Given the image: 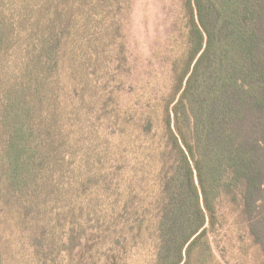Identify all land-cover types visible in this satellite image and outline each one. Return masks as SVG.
I'll use <instances>...</instances> for the list:
<instances>
[{
    "label": "trees",
    "instance_id": "1",
    "mask_svg": "<svg viewBox=\"0 0 264 264\" xmlns=\"http://www.w3.org/2000/svg\"><path fill=\"white\" fill-rule=\"evenodd\" d=\"M138 1L0 0V264L61 253L66 221L76 245L101 144L150 264H264V0H178L174 48L145 60ZM224 209L238 229L220 257Z\"/></svg>",
    "mask_w": 264,
    "mask_h": 264
},
{
    "label": "rangeland",
    "instance_id": "2",
    "mask_svg": "<svg viewBox=\"0 0 264 264\" xmlns=\"http://www.w3.org/2000/svg\"><path fill=\"white\" fill-rule=\"evenodd\" d=\"M178 0H139L133 15V24L136 38L134 45L136 50L142 56V60L147 59L152 47L161 49L171 47V31L173 23L179 14ZM174 45L171 47V51ZM162 52L158 50L157 53ZM162 76L157 81L155 87L160 88ZM159 84V85H158ZM156 91V90H154ZM114 144L110 148L103 146L97 149L98 159L95 161L100 164L99 167L94 168V171L85 174L84 183L87 180H99L101 190L90 189L86 184L84 185L85 195L82 198L83 207L89 208L82 210L80 215V226L74 231L77 243L74 247L69 249L68 235L70 227L68 221L60 226H56V236H63V241L67 245L62 248L61 253L57 252L50 258L38 261L39 264H150L154 259L155 246L146 237H138L135 239L130 234H122L123 223L126 221V215H118L115 212V207L119 205L116 201V196L120 191V186L117 180H110V184L105 182V175L116 165L114 157ZM91 146L85 144L82 152L85 151L83 164L88 166L92 158ZM96 154V153H95ZM93 160V159H92ZM132 158H129L128 165H132ZM91 165V164H90ZM89 167V166H88ZM105 171L107 173L105 174ZM131 181L130 176L127 177ZM155 181L150 183L152 189V197L156 195ZM155 186V187H154ZM155 188V190H154ZM93 192V203L88 201V195ZM73 198H69L67 209H72ZM81 200V202H82ZM225 211V209H224ZM228 218V223L224 225V235L216 236L218 249H225L226 241L235 240L237 226L232 222L233 218L225 211ZM79 215V214H78ZM158 218L154 219L157 224ZM81 225L83 226L81 228ZM224 237V238H223ZM227 246V245H226ZM159 247V245L157 246ZM71 253H70V252ZM70 254H69V253ZM219 255V253L217 252ZM220 256V255H219ZM221 257V256H220ZM227 264L236 263L237 258H233L230 252L226 254ZM49 262V263H48ZM27 264V263H25ZM37 264V263H35ZM243 264V263H239Z\"/></svg>",
    "mask_w": 264,
    "mask_h": 264
}]
</instances>
